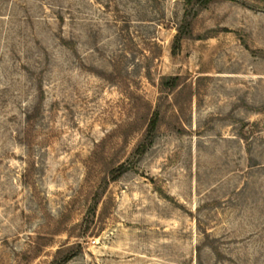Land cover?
<instances>
[{
    "label": "rangeland",
    "instance_id": "rangeland-1",
    "mask_svg": "<svg viewBox=\"0 0 264 264\" xmlns=\"http://www.w3.org/2000/svg\"><path fill=\"white\" fill-rule=\"evenodd\" d=\"M60 262L264 264V0H0V264Z\"/></svg>",
    "mask_w": 264,
    "mask_h": 264
},
{
    "label": "trees",
    "instance_id": "trees-1",
    "mask_svg": "<svg viewBox=\"0 0 264 264\" xmlns=\"http://www.w3.org/2000/svg\"><path fill=\"white\" fill-rule=\"evenodd\" d=\"M191 1L194 0H187V3H190ZM195 1L197 2L198 7L201 8L206 6L213 0H195ZM190 33H191V22L189 19H186V15H185L182 18L181 24L177 26V31L176 34L174 35L172 50H171L173 54L176 53V51L179 49L181 40L187 37L188 35H190ZM166 85H169V87L171 88L177 86V78H172L170 80V83ZM158 122H159V113L157 111H154L148 122L143 140L135 148L136 154L138 155L143 154L145 150L148 148V146L152 144L156 129L158 127ZM129 167L130 166H128L126 163L119 164V166L115 170L116 174L114 177H117L118 175H121L122 173L126 172ZM59 264H62V262H60Z\"/></svg>",
    "mask_w": 264,
    "mask_h": 264
}]
</instances>
